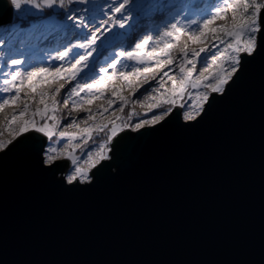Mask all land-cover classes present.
Here are the masks:
<instances>
[{"label":"water","instance_id":"1","mask_svg":"<svg viewBox=\"0 0 264 264\" xmlns=\"http://www.w3.org/2000/svg\"><path fill=\"white\" fill-rule=\"evenodd\" d=\"M12 20L0 0V26ZM260 22L264 29V10ZM175 121L137 140L121 176L82 193L56 190L9 154L0 172V264H259V69L200 123L179 129Z\"/></svg>","mask_w":264,"mask_h":264},{"label":"snow or ice","instance_id":"2","mask_svg":"<svg viewBox=\"0 0 264 264\" xmlns=\"http://www.w3.org/2000/svg\"><path fill=\"white\" fill-rule=\"evenodd\" d=\"M139 2L113 0L104 10L93 0H3L4 10L21 20L32 16V9L41 13L45 9L55 10L54 15L36 20L27 28L19 24L17 36L22 42L31 41L36 47L61 33L64 36L71 33L72 38L62 44L54 56H50L51 66L48 67H30L22 71L23 58H13L0 52V73L4 67L9 70L3 73L6 78L0 87V92L8 93L0 98V112H5L4 118L0 119V128L8 132L7 138L0 136V172L8 166L6 157L14 154L17 162L56 190L65 194L88 191L102 181L108 182L123 174L128 159L140 148L137 143L140 137L163 129L173 117L177 128L193 127L209 115L216 102L229 96L234 98L240 93L257 68L264 78V29L260 22L264 0H223V7H216L195 32L187 34L194 47L189 52L185 41L180 48L183 60L179 76L170 75L166 69L174 64L173 51L186 34L184 29L177 21L171 24L170 30L166 28L163 31L159 40L153 35L135 39L132 30L141 18ZM152 7L153 21L166 11L155 0ZM229 12V22L216 23ZM130 37L134 46L125 48L124 41ZM153 44L159 47H153ZM3 48L19 51L0 40V49ZM110 49H117L109 58L110 63L105 61L106 66H100L97 71L95 64L99 57ZM202 54L211 56V62L196 75ZM122 61H134L138 66L131 72H120L118 68ZM89 72H94L97 78L79 82L87 79ZM161 72L159 88L153 89L156 94L146 97L149 104L144 116H151L150 119L139 118L134 122L132 113H129L127 120L119 114L98 120L113 110L117 98L119 108L123 110L125 107L126 97L118 96L115 80L119 79L131 87L128 94L131 97L146 90L144 85L155 81ZM164 77L171 82L170 88L165 87ZM22 88L35 93V109L30 111L32 97L26 92L20 108L6 111L21 101ZM62 90L64 105H68L70 100L72 102L71 113L87 114L83 128L76 123L75 117L69 123L67 116L62 121L55 114L61 98L58 94ZM106 92L109 96L106 107H90ZM62 122L66 129L77 128L79 132L59 130ZM121 124L123 128L118 135ZM101 131H106V140L99 144L98 149L92 148L88 141L94 132ZM54 137L68 140L62 150L54 146ZM75 139H80L82 144H73ZM78 150L79 156L76 155ZM69 159L71 167L66 168L65 161ZM81 160L87 167L78 166ZM57 172L61 173L59 179L56 178ZM259 264H264V256Z\"/></svg>","mask_w":264,"mask_h":264},{"label":"rangeland","instance_id":"3","mask_svg":"<svg viewBox=\"0 0 264 264\" xmlns=\"http://www.w3.org/2000/svg\"><path fill=\"white\" fill-rule=\"evenodd\" d=\"M162 1H166L162 7H170L171 11L167 13V17H165L163 20H160L159 22H154L153 20L148 21L149 23L148 28L145 29V27H141L142 25L140 21L133 26V34L137 33V36L134 38L135 39H143L147 35H153L156 40H159L160 37L163 35V31L167 29H171V24L176 23L179 21V26L182 27L185 31V35L181 37V40L177 44V47L173 51V58H174V64L171 66L170 69H166L169 71L170 75H175L179 76V66L180 63L183 60V54L180 52V48L183 47L185 41L188 42V49L189 52L191 49L194 47V45L191 43L190 40H188V33L195 32L199 25L203 22L204 19L208 18L209 15H211L216 7H223V0H155V3L160 4ZM93 3L100 6L102 9L106 10L107 6L113 3V0H93ZM153 3L154 0H140L138 7L140 9V17L141 18H148L152 19L153 15ZM33 14H39L40 12H37L35 9H32ZM15 17V16H14ZM140 18V19H141ZM99 19V17H98ZM231 19V13H226L223 14V19L217 20L216 23H227ZM142 20V19H141ZM195 21L196 23H192ZM154 22V23H153ZM11 23V22H10ZM9 23V24H10ZM141 27V28H140ZM16 26H13L12 29L6 30L2 26H0V40H4L7 42L8 45L10 44V41H14V37L17 35V29ZM141 29V31H140ZM72 38V34L70 33V39ZM73 42H76L73 40ZM134 46V40L129 39L124 41V47L128 48V46ZM153 47H159L157 44H153ZM61 47H55L53 49L47 50L45 52H40V58H26L25 54L22 56L23 59H25V64L22 67V71L30 69V67H40V66H51V61H50V56H54L56 50L60 49ZM39 50V48H37ZM8 52L7 48L0 49V52ZM117 49H110L108 52L104 53L99 57L98 62L95 64L96 70L98 71V68L100 66H106L105 61L110 63V57L114 51ZM26 52V51H25ZM20 58V57H19ZM28 59V60H27ZM211 62V56L204 57L202 54V58L200 59L197 69H196V75H199L201 71L207 66L208 63ZM137 63L134 61H122L121 64L119 65L118 71L120 72H131L134 70L135 67H137ZM8 68L4 67L3 68V73L8 72ZM3 73H0V87H3L2 81L6 77L3 75ZM163 75V73L157 74L156 80L155 81H150L148 84L144 85V88L146 90L140 91L138 93H134L131 97H129V92L131 91V87L122 82L121 80L117 79L114 81L118 87V96H124L126 97L125 101V107L123 110L119 108V100L117 98V103L113 105V110L109 111L106 115L103 117H98V120H107L111 117H114L115 115L119 114L123 119L127 120L129 119V113H132L131 119L134 122H137L139 118H146L150 119L151 116L145 117L144 114L148 111V104L149 101L146 99V97L150 95H155L156 93L153 92V89H158L159 88V82H160V77ZM97 78L96 74L94 72H89L88 73V78L87 79H81L79 82L84 83V82H90L91 79ZM135 79V78H133ZM164 82H165V87L170 88L171 87V82L168 80L167 77H164ZM66 88L68 87L67 85L65 86ZM70 91V88L68 89ZM27 92L29 96L32 97V100L29 101V109L34 110V107H36V95L35 93L29 91L26 88L21 89V101L18 102L15 105L10 106V110L8 109L7 111H11L12 108H20L23 103V97L24 94ZM8 93L0 92V98H3L4 96H7ZM63 95L64 92L62 90L61 94H58L61 98L58 99V104H57V110L59 108H63V111L65 112V116L68 117V122L71 123L72 117L76 118V123L80 125V128H83L85 125L83 124V120L86 119V113L80 112V113H71V108H72V102L71 100L69 101L68 105H64L63 103ZM109 98L107 92L105 93V96L99 100L93 101V104L90 106L94 109H98L99 106H107L106 101ZM131 106L130 109L126 106ZM132 107L134 109H132ZM57 113V112H56ZM55 113V114H56ZM70 114V115H69ZM159 114V113H157ZM5 116V112H0V119H3ZM181 118L183 120V112H181ZM63 121V120H62ZM123 128V125H120V129H118V133L121 132ZM59 130H67L71 132H79V129L77 128H71V129H66L64 127L63 122L59 126ZM0 136L3 138H7L8 132L5 128H0ZM107 135L106 131H101V132H94L92 134L91 139L88 141V144L95 149H98L99 144L106 140ZM63 140V142H60ZM68 143L67 139L64 138H55L54 137V146L58 147L59 149H63L65 144ZM73 144L75 145H80L82 144V141L80 139H75L72 141ZM76 155L79 156L81 153L79 150L76 152ZM70 161V167H71V160ZM79 167H87V164L84 162V160H81Z\"/></svg>","mask_w":264,"mask_h":264},{"label":"trees","instance_id":"4","mask_svg":"<svg viewBox=\"0 0 264 264\" xmlns=\"http://www.w3.org/2000/svg\"><path fill=\"white\" fill-rule=\"evenodd\" d=\"M165 2L166 1H162L159 5H163ZM163 8L166 11L164 13H162L161 15L156 16L154 22H159L160 20H163L165 17H167V13L169 11H171V9H172V8L170 9V7H168V6L163 7ZM54 14H55V10L45 9L44 12H42V13L40 12L39 14H33L32 16L27 17L24 20H21L18 16L15 15L13 22H11L10 24L8 23V24L1 25V26L6 30H10V29H12L13 26H16V28H14V29H17V26L19 24H24V26L27 28L29 26V24L33 23L34 21L39 20V19H43L46 16H50V15H54ZM141 19L139 20L140 23L142 24L140 26L141 27L143 26V27H145V29H147L149 26L148 25L149 23H147V22L152 20V19H148V18H141ZM140 31H141V29H140ZM133 36L136 37L137 33H134ZM68 39H70V33L67 34V36H64V34L61 33L58 35L57 38H50L48 41H45L44 43H42L36 47H33L31 41L22 42L21 37L16 35L14 37V41L13 42L10 41V44H12L11 45L12 49H19V51H10L9 48H7L8 52H4V53H6L9 56H12L13 58H19V57L22 58V56L25 54L26 58L35 57V58L39 59L40 58V55H39L40 52H45V51L53 49L55 47H61V45L64 44ZM129 39L133 40L132 37H130ZM22 43H23V47H21ZM37 48H39V50ZM2 52H3V50H2ZM126 107H128V109H130L131 106L128 105ZM8 109L10 110V108L8 107L6 109V111ZM34 109H35V107H34ZM132 109H134V108L132 107ZM64 114H65V112L63 111V108H59L57 110L56 115L59 118H61V120H63V118L66 117Z\"/></svg>","mask_w":264,"mask_h":264},{"label":"bare ground","instance_id":"5","mask_svg":"<svg viewBox=\"0 0 264 264\" xmlns=\"http://www.w3.org/2000/svg\"><path fill=\"white\" fill-rule=\"evenodd\" d=\"M14 16H15V15L12 16V19H13V20H14ZM13 20H12V22H13Z\"/></svg>","mask_w":264,"mask_h":264}]
</instances>
